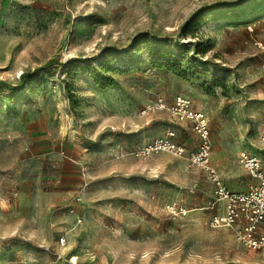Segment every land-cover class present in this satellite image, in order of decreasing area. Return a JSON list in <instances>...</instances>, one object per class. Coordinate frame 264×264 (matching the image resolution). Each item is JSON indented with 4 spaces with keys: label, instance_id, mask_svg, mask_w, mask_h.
Wrapping results in <instances>:
<instances>
[{
    "label": "rangeland",
    "instance_id": "obj_1",
    "mask_svg": "<svg viewBox=\"0 0 264 264\" xmlns=\"http://www.w3.org/2000/svg\"><path fill=\"white\" fill-rule=\"evenodd\" d=\"M178 95L227 186L255 183L238 155H264V0H0V264H264L208 224L193 121L143 113ZM170 130L184 154L134 155Z\"/></svg>",
    "mask_w": 264,
    "mask_h": 264
},
{
    "label": "built area",
    "instance_id": "obj_2",
    "mask_svg": "<svg viewBox=\"0 0 264 264\" xmlns=\"http://www.w3.org/2000/svg\"><path fill=\"white\" fill-rule=\"evenodd\" d=\"M149 109H164L178 119L193 121L201 143L189 154V160L192 165L205 170L214 183L204 204V208L211 211L209 226L230 228L239 242L247 248L258 251L264 257V155L249 150L239 152V163L256 182L245 190H232L211 160L212 143L208 119L203 112L191 107L189 98L178 95L172 105H167L161 100L153 106L147 105L143 113ZM174 136V131L170 130L164 136L146 141L133 153L143 158L159 151H172L182 155L185 147L176 141ZM259 140L264 143V122L259 131ZM196 189L197 183H194L188 191L194 193ZM75 199L79 200L80 197L76 196ZM69 210L74 212L72 207H69ZM165 210L172 217H183L188 213L186 205L177 200L167 202ZM60 241L63 244L65 237H61Z\"/></svg>",
    "mask_w": 264,
    "mask_h": 264
},
{
    "label": "trees",
    "instance_id": "obj_3",
    "mask_svg": "<svg viewBox=\"0 0 264 264\" xmlns=\"http://www.w3.org/2000/svg\"><path fill=\"white\" fill-rule=\"evenodd\" d=\"M43 67L42 66H38L35 69H33L31 72H22L21 76H25V75H31V74H36L38 73Z\"/></svg>",
    "mask_w": 264,
    "mask_h": 264
},
{
    "label": "crops",
    "instance_id": "obj_4",
    "mask_svg": "<svg viewBox=\"0 0 264 264\" xmlns=\"http://www.w3.org/2000/svg\"><path fill=\"white\" fill-rule=\"evenodd\" d=\"M235 148H237V147H235ZM237 153V152H236ZM223 155V154H222ZM237 156V155H236Z\"/></svg>",
    "mask_w": 264,
    "mask_h": 264
},
{
    "label": "bare ground",
    "instance_id": "obj_5",
    "mask_svg": "<svg viewBox=\"0 0 264 264\" xmlns=\"http://www.w3.org/2000/svg\"><path fill=\"white\" fill-rule=\"evenodd\" d=\"M74 260H75V258H74Z\"/></svg>",
    "mask_w": 264,
    "mask_h": 264
}]
</instances>
